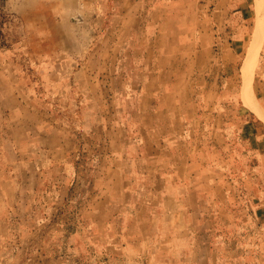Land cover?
<instances>
[{"label":"rangeland","instance_id":"obj_1","mask_svg":"<svg viewBox=\"0 0 264 264\" xmlns=\"http://www.w3.org/2000/svg\"><path fill=\"white\" fill-rule=\"evenodd\" d=\"M5 2L0 0V52L7 63L1 66L0 72L13 76L11 82L21 100H33L53 115L65 134L77 137L71 169H67L71 192L66 205L57 209L56 206L49 209L52 196L43 191L27 192L37 180L29 173L30 168H25L30 167L26 159L29 153L23 148H17L16 154L11 152L15 157L14 169L9 168V177L4 173L7 171H0V185L4 187L0 200L7 199L9 187L10 198L31 203L32 218L16 224L17 239L10 241V247L15 251L28 248L32 261L37 260L41 251L46 254L57 251L58 260L63 264H88L89 260L81 257L84 251L79 250L86 246L76 244L74 234L95 230L94 226L102 231L105 224L96 223L105 217V206L113 205L114 220L120 216L123 202L130 199L129 203L137 201L139 206L129 207L123 221L127 219L128 222L138 214L139 224L118 223L112 227L117 231L132 228L144 236L142 240H123L124 248H137L141 256L138 261L129 257L121 262L171 264L173 258L180 263L185 259L203 263L207 257L209 264H264V42L252 77L253 103L244 94L243 73L258 29L257 0L183 1L184 9L174 24L179 35L177 42L183 38L184 27L186 31L191 29L190 38L196 39L198 16L202 18L206 14L210 26L220 19V36H224L228 45H234L230 57L225 55L220 59L215 58V53L211 57L205 55L214 58L213 63L206 66L194 60L171 63V57L156 62L157 43V48H152L155 57L149 54L159 29L142 22L131 32L121 31L119 0L112 1L110 18L96 13L103 9L95 8L93 0H64L63 45L43 57L44 48H39V53L35 54L20 46L19 19L5 12ZM142 9L147 13L145 20L148 22L151 9L148 4ZM217 13L219 16L215 19ZM188 15L191 17L187 19ZM41 19L44 20V14ZM126 21L128 18L124 25ZM193 48L171 49L170 46L168 49L170 53L175 50L177 55L182 56L183 52L194 59ZM173 58L183 59L184 56ZM231 59L234 61L229 62ZM207 83L210 87L213 85L216 92L212 97L202 94ZM186 84L192 93V110L183 128L181 121H177L180 112L171 111V102H180L171 96V86L178 92L187 88ZM122 120L131 127V134L138 136V127L143 125L145 131L169 137L171 159L163 152L153 161L134 159L136 156L122 160ZM171 121L175 126L171 127ZM148 140L156 142L152 138ZM158 147L150 143L144 147V152L151 154L155 152L153 148ZM128 151L132 152L130 146ZM170 160L172 168L180 160H197L201 165V180L197 176L196 182L187 185L191 193L185 191L183 185L175 188L177 195L184 199L200 197L209 201L206 224L188 220L186 225L176 226V229L188 227L187 235L196 236L195 239H172L169 233L173 228L171 217L163 218L162 209L156 207L157 202H152L160 198L171 200L163 192L171 183L166 169ZM142 171L153 173L152 180L140 175ZM200 181L202 183H197ZM45 185L48 187L49 183ZM129 186L131 192L127 191ZM211 201H215L216 206L211 205ZM83 216L91 217L85 220L88 227H85ZM44 218L46 223H43ZM106 220H110L109 217ZM90 221L95 225L89 224ZM153 225L166 232L165 239H158V232H151ZM22 232L33 236L30 240H22ZM185 232L181 230L179 235ZM174 250L177 255L173 257ZM49 260L54 263L55 257ZM0 263L14 262L11 257L0 254Z\"/></svg>","mask_w":264,"mask_h":264},{"label":"crops","instance_id":"obj_2","mask_svg":"<svg viewBox=\"0 0 264 264\" xmlns=\"http://www.w3.org/2000/svg\"><path fill=\"white\" fill-rule=\"evenodd\" d=\"M112 1L113 0H93L95 8L102 7L103 9L102 12L96 11V13L110 18L112 15ZM183 1L184 0H119L120 5L117 11L122 18L121 20H123L120 23V30L127 33L131 32L135 26L137 29L142 22L144 24L149 23L159 29V31L157 30V35L153 40L155 43L151 45L149 54V56L155 57L152 48H157V45H155L157 43L158 56L155 58V61L158 63H161L165 58L168 59L171 57V63H175L177 60L185 63H188V60H194L195 63L199 62L201 66H206L208 65L207 63H213L214 58L209 59L212 56V53H215V58L220 59H224L225 55H228L229 57L232 56L234 45H228L225 43L224 36H220L219 34L221 33L219 29L221 24L218 23L220 22V19H216V17L219 16V13L214 17L216 23H212L211 26L208 21V15L204 14L201 18L199 14L198 37L196 39L193 38L194 40H192L190 38V34H192L191 29L186 31L187 27H184L185 32L182 33L183 38L180 40L181 42H177L179 35L175 32L174 24L176 22V17L180 16L182 14L181 11L184 9ZM144 4H148V7L151 9L148 10V17H150V19L148 18V22L145 20L147 13H143L142 9ZM151 5L153 6L151 7ZM181 5L183 8H181ZM3 8L5 12L13 14L19 19L21 47L24 46L25 49H29V51L35 54L39 53V48H44L45 52H41L43 57L61 49L63 45L62 17L64 13V0H6ZM42 14H44V20L41 19ZM189 17L191 16L188 15L187 19ZM127 18L128 21H126V25H124V20H127ZM185 34L187 35L184 36ZM15 40L16 42L19 41V39ZM170 46L171 49H191V47H194L195 57L194 59H191L193 58L192 56H185L183 52L180 53L179 51L184 58L174 59L173 57L182 58V56L177 55L175 50H171L170 53V50L168 49ZM205 55H209L210 57L208 58ZM5 60L3 52H0V69L3 64L7 63ZM232 61L234 60L231 59L229 62ZM216 62H218V59H216ZM12 78L13 76L10 73L7 72L6 74L5 72H0V171L1 169L7 171L4 173H7L9 177V168L12 167V170L14 169L13 159L15 158L11 152H15L16 154L17 148L19 150L23 148L25 153H29V156L26 159L29 161L27 163L30 167L25 166V168H30L29 173L34 176L35 180L37 179L35 184H31V186L28 187L27 192L43 191L45 195L48 194L50 197L52 196L49 203H53H48L50 210H52L54 206H56V209L61 208V206L64 207L71 192V179L67 176V169H71V155L74 151V144L76 143L77 137H75L74 134H65L62 128L57 124L56 120H53V115L49 112L46 113V110L41 108V106L33 100H21V95L17 94L14 84L11 82ZM175 85L177 86V84ZM186 86L187 88L185 87L178 92H174L171 86V96H175L176 100L180 101L177 103L171 102V111L180 112L177 121H181L183 128L187 126V120L191 118V116H188V113H191L192 110L190 99L192 93L189 91V85L186 84ZM206 87L205 90L203 89L202 94L206 97L214 96L216 92L213 85L210 87L207 83ZM178 97L183 98L179 99ZM207 99L205 98V100ZM121 122L123 125L120 127L124 132V148L120 151L122 153V160L133 159V157L136 156L134 159L141 161H148L150 159L153 161L158 158V154L163 152H165L167 157L170 156L171 159V141H169V137L162 138L156 131H145L142 129L144 128L143 125H139L137 136L131 134L132 131L129 130L131 129L129 125H126L123 120ZM171 124V127L175 126V122L171 121ZM149 138L155 139L156 142L149 141ZM133 139H135V141ZM129 140H132V142ZM150 143L160 147L153 148L155 152L148 154L147 152H144V147ZM129 146L132 150L130 154L128 151ZM166 165L167 173H170L168 180L171 183L166 186L163 192L169 195L171 200L160 198L158 200H152V202H157L156 207L162 209L161 212L164 215L163 218L166 216L171 217L173 228L171 227L169 233H171L172 239H195L197 238L196 236L193 237L189 234L187 235L190 230L188 227L180 226V229H176V226L181 224L186 225L188 220H195L194 222L206 224L209 217V201L202 200L200 197L196 200L184 199L177 195L175 188L179 187V185H183V189L188 193H191V188L187 185L188 183L191 184L193 181L196 182L194 178L197 176V179L201 180V165H199V163L197 164V160L187 162L180 160L177 165H172L175 166L174 168L171 167L170 160ZM183 167H187L188 169ZM37 169H39L38 172ZM168 169H171V172H169L170 170ZM137 175L138 174L135 175V178ZM140 175L145 177L148 176L150 180H152L153 173L150 174L148 171H142ZM53 181L54 183L52 184ZM47 182L49 183L48 187L45 185ZM131 183L134 184L132 181ZM197 183H202V181ZM130 186L127 188V191L129 192H131ZM152 186L153 184L150 187ZM3 188L4 187H1L0 185V193L3 191ZM179 190L180 189H178V191ZM128 194L130 196V193ZM129 200L123 202V209L120 207V216L114 220L112 214L113 205L105 206L104 209L107 210L105 217L99 218V222L96 223V225L102 223L105 224L102 231H97L98 228L94 226L95 230H86L83 233L78 231L74 234V242L78 245L83 244L86 246L85 249L79 248V250L84 251L81 257L88 259V264H126L121 262V260L129 257L138 261V257L141 256L139 249L124 248L123 240H142L144 235L141 234V231H132V228L126 229L125 231H117L112 227L116 226L118 223L119 225H122L123 223H126L127 225L139 224L141 218L138 214L132 216L128 222L127 219L126 221H123L124 213L128 211L129 207L138 208L139 206L137 201L129 203ZM210 204L216 206L215 201H211ZM31 206L32 205L28 200H16V198H10V188L8 187L7 199L0 200V247H2V249L0 248V254L11 257L14 262L13 264H63V262L58 260L60 256H58L57 251H52L50 254L41 251L37 260L33 259L32 261L29 259L31 256L28 248H18V250L15 251L13 247H10V241L17 239V236L15 235L16 224L26 223L31 220ZM107 217H109L110 220L107 221ZM86 219L90 220L91 217L83 216L85 227H88V221L85 222ZM43 221H45L43 223H46L47 219L44 218ZM91 222L95 225L94 221H90L89 224H92ZM157 223H159V221L156 222V224ZM181 230H183V232L186 231V235L184 233L180 236L179 233ZM151 232H158V239L166 238V232L161 231L160 227L154 226V231L151 230ZM32 236L33 235L30 233L22 232L20 238L26 241L28 239L30 240ZM114 240H119L121 242L112 243ZM158 251L159 250H157V252ZM54 253L55 255L53 256L55 257V261L52 263L49 260V257H53L52 254ZM80 253L81 251H79V256ZM176 255L175 250L173 253L171 252V256L174 257ZM179 255L183 256L182 253H179ZM175 260L171 258V264H209L207 257L203 263H194L192 259H188L189 261L185 259L184 263H180L179 260L176 262L177 260Z\"/></svg>","mask_w":264,"mask_h":264},{"label":"bare ground","instance_id":"obj_3","mask_svg":"<svg viewBox=\"0 0 264 264\" xmlns=\"http://www.w3.org/2000/svg\"><path fill=\"white\" fill-rule=\"evenodd\" d=\"M257 24L258 29L255 33V37L251 44L247 59L245 61V65L243 68L244 79H245V95L247 99L253 103V94H252V77L255 66L258 61V57L263 46L264 42V0H257ZM257 27V26H256Z\"/></svg>","mask_w":264,"mask_h":264},{"label":"trees","instance_id":"obj_4","mask_svg":"<svg viewBox=\"0 0 264 264\" xmlns=\"http://www.w3.org/2000/svg\"><path fill=\"white\" fill-rule=\"evenodd\" d=\"M5 1V0H4Z\"/></svg>","mask_w":264,"mask_h":264}]
</instances>
